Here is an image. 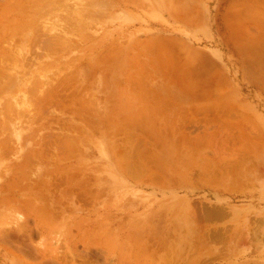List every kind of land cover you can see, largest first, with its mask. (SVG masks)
Masks as SVG:
<instances>
[{
  "label": "rangeland",
  "instance_id": "obj_1",
  "mask_svg": "<svg viewBox=\"0 0 264 264\" xmlns=\"http://www.w3.org/2000/svg\"><path fill=\"white\" fill-rule=\"evenodd\" d=\"M81 1L0 0V264H264V0Z\"/></svg>",
  "mask_w": 264,
  "mask_h": 264
},
{
  "label": "bare ground",
  "instance_id": "obj_2",
  "mask_svg": "<svg viewBox=\"0 0 264 264\" xmlns=\"http://www.w3.org/2000/svg\"><path fill=\"white\" fill-rule=\"evenodd\" d=\"M82 1H84V0H82ZM82 1H81V2H82ZM85 1H86V0H85ZM88 1H89V0H87V2H88ZM92 1H93V0H92ZM60 3L62 4V2H60ZM78 3H79V2H78ZM66 4H67V3H66ZM80 4H81V3H80ZM80 4H79V5H80ZM49 6H50V5H49ZM49 6H48V7H49ZM53 6H54V5H53ZM90 6H91V5H90ZM51 8H52V7H51ZM47 9H48V8H47ZM68 11H69V10H68ZM50 12H51V11H50ZM71 12H72V11H71ZM87 12H89V11H87ZM77 13H79V12H77ZM89 13H90V12H89ZM47 14H48V13H46V15H47ZM49 14H50V13H49ZM85 14H86V13H85ZM87 14H88V13H87ZM52 15H53V14H52ZM69 15H70V18H69V19H71V14H69ZM77 15H78V14H77ZM179 15H180V14H179ZM75 16H76V15H74V16H72V17L75 18ZM87 16H88V15H87ZM87 16H86V17H87ZM53 17H54V15H53ZM55 17H56V16H55ZM77 17L80 18L79 15H78ZM83 17H85V16H83ZM90 17H91V16H90ZM49 18H50V17H49ZM64 19H65V18H64ZM75 19H76V18H75ZM81 19H83V18H81ZM87 19H88V18H87ZM91 19H92V17H91ZM38 20H39V19H38ZM38 20H37V22H38ZM99 20H100V19H99ZM43 21H44V20H43ZM66 21H67V20H66ZM67 22H68V21H67ZM69 22H70V21H69ZM73 22H74V21H73ZM76 22H77V21H76ZM47 23H48V22H47ZM47 23H46V24H47ZM54 23H56V20H55ZM65 23H66V22H65ZM71 23H72V21L70 22V24H71ZM77 23H78V22H77ZM81 23H82V22H81ZM59 24H60V23H59ZM66 24H67V23H66ZM66 24H65V27L63 26L64 28L68 27V25L66 26ZM68 24H69V23H68ZM72 24H73V23H72ZM78 24H80V22H79ZM86 24H87V22H86ZM76 25H77V24H76ZM88 25H89V24H88ZM40 27H41V26H40ZM86 27H87V25H86ZM73 28H74V26H73ZM90 28H91V27H90ZM40 29H41V28H40ZM71 29H72V27H71ZM74 29H75V28H74ZM36 30H37V29H36ZM41 30H42V29H41ZM85 30H87V29H85ZM51 31H52V30H51ZM64 31H66V30H64ZM10 32H11V31H10ZM41 32H42V31H41ZM41 32H40V33H41ZM57 32H58V31H57ZM42 33H43V32H42ZM42 33H41V36H40V37L44 36V35H42ZM68 33H69V32H68ZM34 34H35V33H34ZM36 34H38V33H36ZM51 34H52V33H51ZM66 34H67V33H66ZM37 36H38V35H37ZM46 36H47V35H46ZM63 36H64V35H63ZM33 37H36V36H33ZM40 37H39V38H40ZM37 38H38V37H37ZM43 38H44V37H43ZM43 38H42V40H43ZM45 38H46V37H45ZM69 38H70V37H69ZM30 39H32V38H30ZM30 39H29V40H30ZM52 39H54V38H52ZM67 40H68V39H67ZM72 40H73V39H72ZM17 41H18V40H17ZM17 41H16V42H17ZM37 41H38V40H37ZM40 41H41V40H40ZM49 41L51 42V39H50V38L48 39V43H49ZM19 42H20V41H19ZM38 42H39V41H38ZM38 42H37V45L40 46V45L38 44ZM46 42H47V41H44V40H43V41H41L40 43L42 44V43H46ZM55 42H56V41H55ZM55 42H54V43H55ZM73 42H75V41L73 40ZM35 43H36V42H35ZM35 43H34V44H35ZM57 43H58V42H57ZM25 44H26V43H25ZM29 45L32 46V43L29 44ZM44 45H45V44H44ZM44 45H43V46H44ZM48 46H49V45H48ZM54 46H55V45H54ZM45 47H46V46H45ZM45 47H43V49H44ZM52 47H53V46H52ZM52 47H51V48H52ZM55 47H56V46H55ZM31 48H32V47H31ZM37 48H38V47H37ZM43 49H42V50H43ZM36 50H37V49H36ZM8 51H9V50H8ZM30 51H31V50H30ZM32 51H33V50H32ZM59 52H60V51H59ZM38 54H39V53H38ZM38 54H37V55H38ZM25 55H26V54H25ZM37 55H36V56H37ZM50 55H51V54H50ZM30 58H31V57H30ZM186 58H187V57H186ZM24 59H25V58H24ZM26 59H28V58H26ZM26 59H25V60H26ZM111 59H112V58H111ZM2 60H3V59H1V63H4V62H2ZM29 60H30V59H29ZM28 62H29V61H28ZM107 62H108V61H107ZM16 63H17V62H16ZM24 63H26V61H25ZM3 65L6 66L5 64H3ZM17 65H18V63H17ZM29 65L31 66V62H30ZM145 65H146V64H145ZM152 65H153V64H152ZM2 67H3V66H2ZM2 67H1V68H2ZM6 68H7V67H6ZM3 69H4V68H3ZM7 71H8V70H7ZM2 73H3V72H2ZM8 74H9V73H8ZM8 74H7V75L4 74V75L7 77ZM10 75H11V74H10ZM10 75H9V76H10ZM1 78H2V77H1ZM3 78H4V77H3ZM3 78H2V79H3ZM2 79H0L1 82H2ZM4 79H5V78H4ZM17 79H18V78H17ZM14 80H15V79H14ZM14 80H13V81H14ZM19 80H20V79H19ZM34 85H35V84H34ZM33 88H34V87H33ZM30 90H31V89H30ZM29 92H31V91H29ZM32 92H33V91H32ZM51 93H52V92H51ZM57 95H58V94H57ZM54 97H55V96H54ZM0 114H1V113H0ZM21 118H22V117H21ZM21 120H22V119H20V121H21ZM34 121H35V120H34ZM0 122H1V121H0ZM25 122H26V121H25ZM33 123H34V122H33ZM23 129H24V128H23ZM2 130H3V129H2ZM48 155H49V154H48ZM151 176H152V175H151ZM41 178H42V177H41ZM154 178H155V177H154ZM59 184H60V183H59ZM80 198H82V196H80ZM86 198H87V197H86ZM78 199H79V197H78ZM81 200L83 201V199H81ZM84 202H85V201H84ZM46 216H47V215H46Z\"/></svg>",
  "mask_w": 264,
  "mask_h": 264
},
{
  "label": "crops",
  "instance_id": "obj_3",
  "mask_svg": "<svg viewBox=\"0 0 264 264\" xmlns=\"http://www.w3.org/2000/svg\"><path fill=\"white\" fill-rule=\"evenodd\" d=\"M233 3H235V0H232V1H231V5H232Z\"/></svg>",
  "mask_w": 264,
  "mask_h": 264
}]
</instances>
